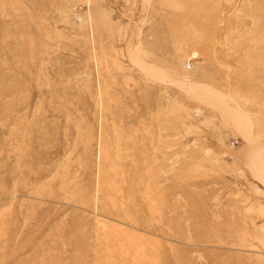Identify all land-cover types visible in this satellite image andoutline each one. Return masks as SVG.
Returning <instances> with one entry per match:
<instances>
[{
	"label": "rangeland",
	"instance_id": "374dc122",
	"mask_svg": "<svg viewBox=\"0 0 264 264\" xmlns=\"http://www.w3.org/2000/svg\"><path fill=\"white\" fill-rule=\"evenodd\" d=\"M0 264H264V0H0Z\"/></svg>",
	"mask_w": 264,
	"mask_h": 264
},
{
	"label": "bare ground",
	"instance_id": "6f19581e",
	"mask_svg": "<svg viewBox=\"0 0 264 264\" xmlns=\"http://www.w3.org/2000/svg\"><path fill=\"white\" fill-rule=\"evenodd\" d=\"M137 59L138 58H135V60H137ZM149 70H152V69H149ZM182 86L184 88H187L189 90V92H196V96L199 97V98H201V99H203V100H213V99H216L217 98L216 100H218L219 103L222 105V107L225 108V106H223V102H224L225 99L222 96H220L217 93H215L214 91H212V90H210L208 88H200V87H197V85H194L193 86V85H190V84H184ZM190 90H193V91H190ZM202 96H203V98H202ZM225 109L228 110V114L230 115V117H232V119L234 120V122L236 124H240L239 112H236V111H233V110H230V109H227V108H225ZM246 139L248 140L249 143H251V141L253 142V138H251V137H247ZM254 144H255V142L251 143V145H254ZM252 155H253V158H254L252 161H254V160L257 161V156H255L256 154L253 153ZM254 166H255V163H254Z\"/></svg>",
	"mask_w": 264,
	"mask_h": 264
}]
</instances>
